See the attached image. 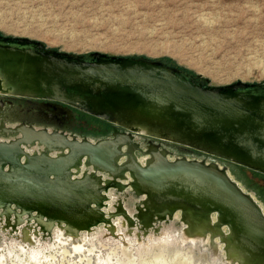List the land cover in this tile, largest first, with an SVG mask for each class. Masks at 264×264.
<instances>
[{"label":"rangeland","instance_id":"1","mask_svg":"<svg viewBox=\"0 0 264 264\" xmlns=\"http://www.w3.org/2000/svg\"><path fill=\"white\" fill-rule=\"evenodd\" d=\"M4 46L29 47L56 58L80 62L129 59L136 65H158L205 90L232 89L236 93L264 90V0H0V47ZM0 72L6 83H10V93L0 91V140L19 137L6 133L5 129L21 125L60 131L91 142L109 138L117 129L133 135L142 150H135L142 163L152 157L148 155L149 147L157 145L168 152V159L204 161L226 170L264 212V173L230 157L227 151H235L223 144L199 137L191 114L178 113L176 107L172 111L149 109L150 96L165 89L168 78L142 83L138 79L141 74L135 76L136 72H131L120 80H127L125 84L115 80L104 81L99 87L93 82L85 84L94 85L98 91L106 86L120 90L124 85L152 89L145 106L141 101L133 103L129 99L113 108L109 107L112 97L103 96V114L142 116L130 128L115 124L110 117L108 121L52 100L50 96H22L15 91L20 75L16 73L17 78L10 77L9 82L4 70ZM68 91L82 100L96 96L73 87ZM256 92L264 95V91ZM155 115L158 121H147ZM221 128L209 127L207 131L213 141L230 144V139H215ZM188 133L193 137L189 138ZM26 150L32 152L29 148ZM153 151V155L165 159L157 149ZM124 159L128 156L122 154L120 146L119 160ZM90 170L91 167L82 164L79 171L73 170V179L82 178ZM100 175L103 180L110 178L105 172ZM130 181L127 173L121 179L124 187L109 186L105 190L103 214L98 211L101 200L93 207L95 219L88 227L65 218L61 219L65 224L54 223L49 218L37 224L27 214L19 218L14 212L0 208V264L264 263V249L251 246L226 219L216 217L217 210L209 212L193 207V210L162 213L150 201L140 204L137 210L143 196L134 192ZM90 183L100 191L98 178L94 177ZM5 191L8 190L0 186V195ZM99 191L97 196L101 198ZM26 195L41 196L39 193ZM19 201L21 205H28L26 200ZM18 213L21 214L19 210ZM196 215H203L205 226H200ZM77 242L82 244L79 248ZM234 245L248 256H234L230 251Z\"/></svg>","mask_w":264,"mask_h":264},{"label":"water","instance_id":"2","mask_svg":"<svg viewBox=\"0 0 264 264\" xmlns=\"http://www.w3.org/2000/svg\"><path fill=\"white\" fill-rule=\"evenodd\" d=\"M24 42L28 43L27 41ZM4 48L30 51L35 54V58H48L49 60L59 62L60 64L68 63L75 67L83 66L85 68H91L96 66H105L109 69L121 71L124 74H131V72H137L142 76L148 74L147 78H149L151 81L166 79V71H169V73L172 74V78L168 79V83L170 85L178 86L179 83H181L186 85L190 90H197L205 95H213L218 93L223 96H237L245 93L264 91L258 89L251 92L247 91L236 93L232 89L229 91H223L221 89H213L212 91L211 89L205 90L200 86L192 84L184 78H177L176 74L171 70H167L153 64L136 65L135 63L128 61L129 59H120L121 62L99 60L91 63L90 61L80 62L56 58L48 54H43L42 52L29 47L21 48L20 46H4ZM60 74H62V72H60ZM125 82H127V80L123 82L118 81L117 83L125 84ZM124 86L125 88L123 87L120 90H114L113 88L111 89L109 86H106L105 88L98 91L92 84L85 85L84 83L77 82L74 79L62 80L60 75H58L57 78H53L51 75H49L46 81L43 80L40 90L41 93L39 95H20L30 97L50 96L49 98L52 97V100L61 101L65 104L75 106L84 112L92 113L109 121V116L106 113L103 114V110L101 111L103 104H105L103 96L110 95L112 97V101L109 103L111 106L109 105V107L114 106L113 108L118 106L121 102H123V100L128 101L129 99L132 100L133 103L141 101L145 106L146 102H148V95L150 94V91H152V89H149L147 86H144L143 88L140 86L131 85ZM71 87L77 88L86 94H94L96 96H93L91 100H82L79 95L71 94L68 91V88ZM171 115H176V119L179 120L176 113L172 112ZM5 132H11L12 134L19 135V137L8 141L0 140V153L7 152L8 150L10 151L11 149H19L22 154L20 155L19 160L14 162L0 159L1 173L4 176H10L11 178H14L16 175H18V171L21 168L35 164L39 159H42V161L47 160L49 163L54 164L60 163V160L64 162L65 160L77 159L76 162L68 166L66 176L57 178L54 173H49L48 177L46 178L48 183L47 187H55L57 186L58 182H61L59 180H62L63 182L61 183L66 184L70 188L81 190L84 188V185L90 183L94 177L98 178L100 181V196L102 203L99 204V208H96L99 209L98 211L100 214H103L101 208L106 198V195L104 194L105 190L108 189L109 186H117L118 188L124 187V184L121 183V179L124 180L127 173L131 178V181L129 182L131 188L136 194L143 196L141 201L137 204V210L141 207L140 204L148 202L151 198L155 197V194L160 193L157 189L158 186L161 185L158 180L159 175H162L163 179L170 178L173 181L182 179V175L184 174L194 175L195 177L200 175V178H197L196 180V183L200 184L195 185L193 182L188 184L183 182L184 188L186 190L190 189L194 191L197 196L204 198L202 200L212 197L220 204V206L218 205L220 210L218 213L225 214V216L229 218V221L237 226L234 228L239 230V232L242 233L240 234L248 239V242L251 246H260L262 249H264V212L262 208L251 197V195L245 193L237 184V182L230 178L226 170H220L219 167L214 168L212 166L213 163L208 164L204 161L188 160L185 158L170 160L168 159V152L166 150L159 149L157 145H151L148 150V155H153V152H155L153 150L157 149L159 152L164 154L165 159L162 162L154 163L151 161L152 163L147 162L145 163L146 165H144L139 161L135 154V150L141 149L138 143L134 142L133 135L131 133H121L117 129H114L111 137L98 140L96 142H91L86 139L78 140L75 137H70L64 132H50L46 129H35L33 127H27L26 125H21L14 129L8 128L5 129ZM196 134L200 135L199 137L201 138L204 136V138H207L212 142L223 144L226 148L235 151V149H233L232 146L230 147L226 142L221 143L220 141H213L210 137L211 133L209 131H202ZM120 139L123 140L121 143L122 154L127 155L129 161H115V164L112 163V166H105L97 163L96 157L98 155L102 156V150L113 146ZM152 146L155 148L152 149ZM26 148H29V150H32V152H28ZM125 150H128L129 152L125 153ZM82 164L91 167L90 172H85L82 178L73 179V170L79 171ZM243 164H246L258 172L264 173V170L262 169H257V167L247 163ZM42 166L46 167V165L43 164ZM100 172L107 173L110 178L103 180ZM209 186L218 189L220 192L217 194L216 192L211 191ZM195 194L192 195L195 196ZM22 195L23 196H21V199L28 201V206L21 205L19 202L0 201V208H3V211L10 210L14 212L16 215L20 216L19 218L22 217V214H27L29 215L28 219L34 218L35 221H37V224L41 223L44 218L54 219V223L64 224V220L59 218L61 217L59 214L67 209H63L61 206L45 207L40 205L39 202L41 200H48V197L30 196L25 194ZM95 205H98L97 202L92 201L91 203H88L87 207H94ZM12 207H15V209ZM18 210L21 212V214L18 213ZM34 213H36L37 216H32ZM158 220L165 219L158 218Z\"/></svg>","mask_w":264,"mask_h":264},{"label":"bare ground","instance_id":"3","mask_svg":"<svg viewBox=\"0 0 264 264\" xmlns=\"http://www.w3.org/2000/svg\"><path fill=\"white\" fill-rule=\"evenodd\" d=\"M39 59L40 58H35V54L30 51H21L13 48L0 47V71L4 70L5 77H7L9 82L10 77H16V73L20 75V80H17V83H15V91H18L22 95H39L41 93V84L43 83V80H47V77L49 75H51V77L53 78H57V76L60 75V78L62 80L74 79L75 81L83 82L84 84L93 82L97 87H99L104 81L107 80L120 81L127 78V75L122 73L121 71L109 69L105 66H96L91 68H85L83 66L75 67L73 65L60 64L56 61ZM60 72H62V74H60ZM137 74L138 73L136 72L135 76H138ZM147 75L148 74L144 76L140 75L138 79L141 80L142 83L147 82L149 80V78H147ZM166 78L171 79L172 74L166 72ZM2 90L6 93H10V83H6V80H4L0 72V91ZM174 107H176L178 113H185L186 116H188V114H191L194 127L199 132L207 131L209 127H222L219 131V135L215 139L218 138L220 140H224L225 138L227 139V141L228 139H230L229 146H232V148L235 149V152L227 151V154L233 159H237L240 162L250 164L254 167H257V169L264 170V95L261 96L257 92L241 94L237 96H223L218 93L213 95H205L197 90H190L186 85H183L181 83H179L178 86H173L168 83L165 89L159 91L158 94L156 93L153 96H150L149 109L151 110L172 111L174 110ZM109 117L112 121H114L115 124L127 125L130 128H134L133 123L139 122L142 118V116H140L139 118H137V116L126 118L122 115H114V113ZM158 119L159 118H157L155 115V117H150L147 121L154 122L158 121ZM209 120L211 121V123H209ZM227 132L229 134H227ZM188 137L192 138V133H188ZM122 141L123 140H119L113 146L103 149L101 152L102 156L98 155L96 157L97 163L105 166H112V163L115 164V161L118 162ZM19 158V149H11L10 151L8 150L7 152L0 153V159L3 160L5 159L7 161L14 162L16 160H19ZM76 160L77 159H70L65 160L64 162L60 160V163L54 164L49 163L47 160L42 161V159H39L35 164L29 165L25 168H21L18 171V175H16L14 178H11L10 176H4L1 173L0 167V186L8 190L1 193L0 201L20 202L19 200L21 196H23L22 194L26 195L39 193L41 196L48 197V200L46 201L41 200L40 205L61 206L63 209H67L59 214L61 216L59 218L73 220L82 227L90 226L94 222L95 213L93 207L90 206L88 208L87 205L92 201H95L97 203L101 202V198L97 196L99 190H97L92 183L84 185V188H82L81 190L70 188L66 184L61 183L63 182L62 180H59L61 182H58L57 186L55 187H47L48 183L46 181V178L48 177L49 173H54L57 178H60L61 176L64 177L67 174L68 166L76 162ZM124 161L127 162L129 161V159L122 160V162ZM151 161L156 163L162 162L163 159L162 157H156L155 155H152L149 161L145 160L142 164L146 165L145 163ZM42 164L46 165V167L42 166ZM197 176L198 177L190 174H184L182 175V179L179 178L180 180L173 181L170 178L163 179V176L159 175L158 180L161 185L158 186L157 189L160 193L155 194V197L151 198L149 201L152 202L156 210L162 213H172L181 210H193L191 209L193 207L195 209L206 210L209 212L217 210V212L214 213L216 217L220 216L221 219H226L228 223H230V225L235 227L236 225L231 223L229 221V218L225 216V214L218 213V211H220V204L212 197H209L206 200H202L204 198L197 196L194 191L190 189L186 190L184 188L183 182L187 184L193 182L195 185L200 184L196 183L197 178H200V175ZM209 187L211 191L216 192L217 194L220 192L216 188H212L211 186ZM192 194H195V196ZM117 203L119 204V202ZM196 220H198L200 226H205L203 215H196ZM215 220H213V222ZM43 223L45 224L46 222ZM121 224L123 226V222ZM194 232L196 233V230ZM240 233L241 232L237 234L240 235ZM186 235L187 234H185V236ZM195 235L198 234L196 233ZM181 238L184 237H180V240H182ZM71 239H73L72 236ZM195 240L196 242L198 241L197 239ZM184 242L186 243L185 240ZM196 242L195 244H197ZM185 243H183V245ZM78 244L79 245H76L79 248L82 244ZM76 245L75 248L73 247L74 249L77 248ZM78 248L76 249L77 251ZM230 251L234 256H248V254H246L244 250H241L239 246L236 245H234ZM261 253L263 254V252Z\"/></svg>","mask_w":264,"mask_h":264}]
</instances>
